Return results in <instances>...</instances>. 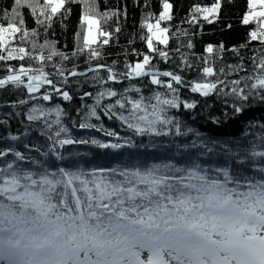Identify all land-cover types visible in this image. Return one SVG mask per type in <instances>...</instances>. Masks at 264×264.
<instances>
[{
  "label": "snow or ice",
  "instance_id": "snow-or-ice-1",
  "mask_svg": "<svg viewBox=\"0 0 264 264\" xmlns=\"http://www.w3.org/2000/svg\"><path fill=\"white\" fill-rule=\"evenodd\" d=\"M69 3L83 5L80 24L86 25L83 45L70 55L57 50L50 41L39 45L41 50L35 56L23 47H8L17 34H21L22 40L38 35L35 29L29 32L25 27L22 9L28 8L36 24L47 29L55 19L63 23L68 18ZM247 3L250 10L241 23L247 26L255 22L256 27L240 47H247L253 41L264 45V0H247ZM257 5L261 10H254ZM162 7L155 23L149 22L151 14L145 19L143 27L148 35L141 39L149 53L167 59L168 53L154 44V41L161 45L169 42V28L161 27V22L172 20L173 5L162 0ZM221 9L222 0H214L210 6L194 5L188 22L198 24L202 18L214 23ZM117 15V12H98L97 0H13L11 9L0 15V20L6 21L0 23V61H22L30 57L39 61L41 67L21 66L18 70L9 67V74L0 78V89L8 85L17 89L23 86L35 100L41 87L48 85L64 101H71L73 96L69 91L57 87L44 71L45 62L54 57L69 61L85 51L89 60L100 58L101 52L92 46L97 44L98 36L105 37L103 45L109 44L112 36V32L102 30L101 20L106 23ZM115 31L119 32L120 28ZM76 38L80 39L79 33ZM187 47L192 48V43ZM44 49H48L47 55ZM223 50V44L219 45V51ZM206 52L212 54L213 45L209 44ZM152 59L153 56L145 54L135 64L126 63L127 71L123 73H116L104 64L88 68V72L97 73L92 77L94 84L119 82L118 77L131 80L150 76L151 84L166 89L151 97L140 94V87H129L123 92L107 87L95 93V103L86 106L89 111L79 128L102 131L106 137L115 138V142L73 139L67 135L69 129L63 126L61 117L66 115L63 108L33 106L27 120L42 121L40 134L49 142L47 150L29 144H24L26 151L10 144L0 147V264H264V136L259 137V143L235 148L214 140H193L174 146L145 144L88 122L93 117L100 120L98 108L105 97H110L116 99L103 106L104 115L120 121L134 137L170 134L184 137L191 133V128L182 131L181 122L169 112L181 107L195 109L198 102L181 100L177 86L185 84L183 77L171 71H153ZM252 59L254 70L244 78V86L240 87L241 80H233L227 94L242 101L255 96L264 102V55ZM53 66L63 84L69 83V77H86L85 72L75 67L66 73L62 64ZM101 69L107 70L106 79L98 75ZM235 70L243 68L236 65ZM203 73L206 77L215 75L210 66L204 67ZM161 77L170 79L164 81ZM190 87L191 92L208 97L227 84L204 80L192 82ZM132 92L140 95L138 98L128 95ZM92 96L93 93L84 92L81 99ZM39 99L52 100V92L43 93ZM18 103L24 105L28 101L22 99ZM234 111L240 113L243 108L236 106ZM53 114L55 118L50 120ZM4 139L19 141L21 137L11 135ZM73 144H91L104 150H174L159 163L149 162L147 155L144 160L133 155L132 164L86 169L61 154L60 149ZM32 152L37 155L33 156ZM210 154L212 163L200 159ZM56 161L65 162L64 166Z\"/></svg>",
  "mask_w": 264,
  "mask_h": 264
},
{
  "label": "trees",
  "instance_id": "trees-1",
  "mask_svg": "<svg viewBox=\"0 0 264 264\" xmlns=\"http://www.w3.org/2000/svg\"><path fill=\"white\" fill-rule=\"evenodd\" d=\"M173 5L172 20L162 21L161 26L168 27L169 42L167 45H161L154 41L156 47L168 53V58L164 59L156 53H152L151 61L152 70H166L179 74L185 81V86L191 85L192 82L204 80L221 81L226 77L233 78L225 81L227 87H222L220 92H214L208 97H203L191 93L189 90L177 86L179 88L181 100L188 102L197 101L195 109H179L170 110L169 114L174 116L181 122L182 131L191 128L193 131L184 137H176L170 134L167 137H134L117 119H108L103 113V106L113 103L116 98L105 97L98 115L100 120L94 117L88 121L96 124L98 127L116 131L120 137H132L138 143L143 142L150 144L155 142L159 145H173L176 143H191L193 140H208L227 142L235 148L236 145L248 147L250 143H259V137L264 136V102L258 97L250 96L248 101H242L237 97L227 94L230 93L232 81L239 79L242 81L240 87L244 86V78L250 75L254 70L253 57L259 59L264 55V45L259 41L248 42L247 47H240L248 41V33L256 27L255 22L245 26L241 23L244 14L249 11L247 0H222V9L218 19L214 23H207L202 18L198 24H190L188 21L192 16V8L194 5L210 6L214 0H169ZM98 12L103 13L117 12L118 15L109 19L106 23L101 20V28L104 31L112 32L110 42L103 45L102 41L105 37L99 36L97 44L92 47L97 48L101 52L98 59H88L87 51L69 61H62L60 57H54L52 61L45 62L44 71L56 75V67L53 65H61L66 70L76 68L77 71L85 70L90 65L104 64L112 67L116 73L127 71L125 64H135L138 60L143 59V55L148 54L146 42L141 39L147 36L148 32L143 24L145 19L151 14L149 20L155 23V18L163 10L162 0H97ZM13 0H0V15L5 9H11ZM67 8L71 9V13L66 20L61 23L60 19H55L52 27L45 29L44 26L37 25L35 17H33L28 8L22 9L23 16L26 21L25 27L31 32L35 29L37 36H29L26 39H20L21 34H17L8 45L9 48L23 47L33 56L40 52L39 45L50 41L55 44L57 50L70 55L78 46L83 45V36L85 34L86 25L80 24V17L83 11V5L69 3ZM257 5L254 10L259 9ZM0 23L6 21L0 20ZM231 25L228 28L227 25ZM119 27L120 31L115 29ZM80 34L77 40L76 34ZM186 33V34H183ZM33 42L36 48H33ZM191 42L193 47L188 48ZM211 44L214 52L209 54L206 52L207 46ZM223 44L224 50L219 51V45ZM238 49L234 52L233 49ZM5 55L7 53H4ZM44 54H48V49H44ZM139 54V55H138ZM205 59L208 63H205ZM242 66L243 70H235V66ZM21 66L25 68H39V61L30 57L24 60H5L0 61V78H4L9 74L8 68L19 69ZM206 66L213 67L215 75L206 77L203 68ZM221 69L223 71H221ZM97 73L89 72L86 77H70L68 84L61 82L62 78L54 77L52 80L57 87H61L64 91H69L73 96L71 101H64L61 96L56 95L51 86L44 85L39 93L35 95L38 99H31L23 86L19 89L15 86H5L0 89V147L10 144L17 150L26 151L24 144L36 145L42 151L47 150L49 142L45 136L40 133L43 131L42 121L29 122L27 115L31 107L54 108L59 106L65 110L66 115L62 116L63 126L69 129L68 136L73 139H99L101 141H113L115 138L106 137L102 131L94 129H80L79 123L83 120L85 114L89 111L86 106L94 105V95L97 91L111 87L118 92H123L129 87H140L141 93L145 97H151L155 92L164 93L165 88L151 84V77L146 76L134 80L123 79L118 77L119 82L109 81L106 85L94 84L92 77ZM100 77L106 79L108 73L106 69H101L98 73ZM162 80L168 81L169 78L161 77ZM247 91V89H245ZM45 92H52L53 99L43 101L39 99ZM84 92L93 93L92 97H81ZM140 94L128 93V95L138 98ZM27 100L28 103L19 105L20 100ZM240 106L243 111L236 113L234 108ZM55 116L49 117L50 120ZM56 126L53 125V129ZM174 131V130H173ZM24 133H27L25 135ZM199 133V136L196 135ZM18 135L21 137L19 141L5 140V137ZM61 138H64L62 134ZM122 142V141H121ZM173 149H121V150H104L99 149L91 144H73L67 145L64 149H60L62 155L79 163L80 166L88 169L91 167L102 166L111 167L117 164H132V156H139L140 160H144L145 156L149 162H162L168 155H171ZM195 152L196 150H192ZM33 156L37 153L32 152ZM11 158V157H10ZM51 159H55L51 157ZM202 161L212 163L211 154L208 157H201ZM60 166H64L63 161H56Z\"/></svg>",
  "mask_w": 264,
  "mask_h": 264
},
{
  "label": "water",
  "instance_id": "water-1",
  "mask_svg": "<svg viewBox=\"0 0 264 264\" xmlns=\"http://www.w3.org/2000/svg\"><path fill=\"white\" fill-rule=\"evenodd\" d=\"M97 65H93L92 67H96ZM109 67V66H108ZM89 68V67H88ZM88 68L87 69H85V70H81L80 72H85L86 74L87 73H89L88 72ZM153 71H158V72H164V71H166V70H153ZM54 77H58L57 75H51L50 74V78L52 79V78H54ZM70 78V77H69ZM168 78V77H167ZM231 78H233V76H229V77H226V78H224L223 80H221V81H226V80H228V79H231ZM134 79H138L137 77H133L131 80H134ZM170 79V78H169ZM25 81H26V77H25ZM181 87H183V88H185V89H187V90H189L190 92H191V87H190V85L189 86H184V85H180ZM191 93H193V92H191ZM193 94H195V95H199V96H201L199 93H193Z\"/></svg>",
  "mask_w": 264,
  "mask_h": 264
},
{
  "label": "rangeland",
  "instance_id": "rangeland-1",
  "mask_svg": "<svg viewBox=\"0 0 264 264\" xmlns=\"http://www.w3.org/2000/svg\"><path fill=\"white\" fill-rule=\"evenodd\" d=\"M259 10H261L260 8L259 9H256L255 11H259ZM161 27H163V26H161ZM97 40H99V36L97 37ZM157 42V41H156ZM185 86V85H184ZM189 86V85H188Z\"/></svg>",
  "mask_w": 264,
  "mask_h": 264
},
{
  "label": "built area",
  "instance_id": "built-area-1",
  "mask_svg": "<svg viewBox=\"0 0 264 264\" xmlns=\"http://www.w3.org/2000/svg\"><path fill=\"white\" fill-rule=\"evenodd\" d=\"M148 55H152V53H148Z\"/></svg>",
  "mask_w": 264,
  "mask_h": 264
}]
</instances>
